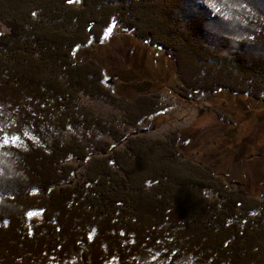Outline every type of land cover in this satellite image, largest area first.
Wrapping results in <instances>:
<instances>
[{
  "label": "trees",
  "instance_id": "trees-1",
  "mask_svg": "<svg viewBox=\"0 0 264 264\" xmlns=\"http://www.w3.org/2000/svg\"><path fill=\"white\" fill-rule=\"evenodd\" d=\"M113 22L161 49L186 89L196 83L264 102V0H0V108L17 118L0 126V163L17 149L6 138L31 134L38 170L25 191L38 202L25 211L48 207L55 225L25 227L22 242L32 248L15 257L37 249L44 254L38 262L28 254L30 264H264V199L230 190L176 149L160 155L139 144L147 156L134 166L96 156L108 143L98 149L95 137L120 139L126 128L95 112L119 96L74 51L95 39L99 23L104 33ZM116 105L135 111L123 98ZM11 182L0 196L15 199ZM143 207H155L149 222Z\"/></svg>",
  "mask_w": 264,
  "mask_h": 264
},
{
  "label": "rangeland",
  "instance_id": "rangeland-1",
  "mask_svg": "<svg viewBox=\"0 0 264 264\" xmlns=\"http://www.w3.org/2000/svg\"><path fill=\"white\" fill-rule=\"evenodd\" d=\"M103 26L99 23L95 39L74 51L77 62L91 60L98 65L97 68L91 66L89 71L94 70L102 83L119 96L113 105L96 103L93 106L95 112L111 119L110 126L126 128L120 139L101 141L95 137L92 140L98 149H102L103 142L108 143L106 150L96 152L99 160L112 157L119 163L134 166L147 156L138 149L139 144L156 146L154 150L160 155L163 150L176 149L181 161L191 160L208 166L218 177L225 179L230 190L241 189L263 200L264 102L226 89L205 92L207 87L199 88L202 85L196 83L188 90L161 49L149 46L131 32L121 29L117 22H113L104 33ZM1 30L6 31L3 26ZM122 98L132 102L135 111L117 110L116 103ZM7 109L0 108L2 128L17 121V118L11 119L10 113H4ZM16 126H12L10 132ZM81 131L80 128L78 133ZM6 142L17 149H10L1 160L0 184L10 179L15 187V199L12 195L0 196V256H7L0 259V264H30L32 260H27L28 254L38 262L44 251L39 255L37 249H32L22 260L15 257L32 248L31 242H22L24 236L30 237L26 228L30 225L41 231L47 224L53 228L55 225L50 220L54 214L48 207L25 211L38 202L32 190L25 191V186L34 182L38 170L34 148H30L34 144L23 141V137L7 139ZM38 152L42 150L38 149ZM18 198L21 201L17 202ZM39 198L44 202V193ZM142 210L149 212V222L153 212L144 207ZM14 213L18 215L17 219ZM66 215L69 220L76 219L73 218L76 217L74 211L67 210ZM185 216L190 219L188 214ZM35 236L36 241L43 242L39 235ZM42 247L50 251L49 246Z\"/></svg>",
  "mask_w": 264,
  "mask_h": 264
},
{
  "label": "clouds",
  "instance_id": "clouds-1",
  "mask_svg": "<svg viewBox=\"0 0 264 264\" xmlns=\"http://www.w3.org/2000/svg\"><path fill=\"white\" fill-rule=\"evenodd\" d=\"M28 136V137H27ZM13 138H19V139H22V137H18V136H16V137H13ZM9 140V139H11V138H6L5 139V143H6V145H4V146H12V145H10V144H7V142H6V140ZM28 139V140H27ZM23 141H31L33 144H34V141H33V139H32V136H31V134H29V133H26V134H24V136H23ZM35 145V144H34Z\"/></svg>",
  "mask_w": 264,
  "mask_h": 264
},
{
  "label": "snow or ice",
  "instance_id": "snow-or-ice-1",
  "mask_svg": "<svg viewBox=\"0 0 264 264\" xmlns=\"http://www.w3.org/2000/svg\"><path fill=\"white\" fill-rule=\"evenodd\" d=\"M70 2H71V0H70ZM108 31H111V29H109Z\"/></svg>",
  "mask_w": 264,
  "mask_h": 264
}]
</instances>
